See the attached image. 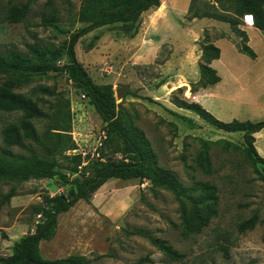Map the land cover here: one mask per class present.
<instances>
[{"label":"rangeland","instance_id":"1","mask_svg":"<svg viewBox=\"0 0 264 264\" xmlns=\"http://www.w3.org/2000/svg\"><path fill=\"white\" fill-rule=\"evenodd\" d=\"M15 5L28 6L26 16L21 21L6 20L2 12ZM85 5L86 0H0V56L9 65L68 64L72 35L103 17L98 9L83 15ZM152 11L142 14L135 37L123 35V25L118 23L84 35L74 50L96 84L113 86L116 115L147 151L148 165L170 171L187 189L189 197L183 199L186 218L182 200L172 191L147 180L111 178L89 200H79L58 216L55 236L40 242L41 255L47 260L81 256L89 264H133L144 257L151 260L147 264H264V182L255 170L263 171L264 164L254 165L249 159L247 149L251 147L244 131L229 132L176 111L174 98L195 101L197 92L191 91L193 82L188 79L198 51L181 48L178 64L170 65L164 77L161 66L174 46L163 43L171 34H159V27L144 28ZM243 18L241 28L246 26ZM181 24L185 26L186 21ZM205 35L212 39L222 32L204 30L198 44ZM176 37L180 39L179 34ZM11 78L22 79L14 91L32 98L47 115L34 121L38 133L43 135L55 124L70 126L68 131L53 132H62L76 147L52 153L26 141L33 144L38 159L54 161L57 172L67 179L59 175L25 181L0 179V195L16 191L0 211V258L11 256L15 245L35 232L41 221L35 208L44 204L46 197L69 196L77 191L76 180L85 182L101 166L136 159L66 71L0 70V84ZM21 115L18 111L0 112V132L19 123ZM234 119L247 120L241 112L233 114ZM102 132L107 139L98 146ZM254 148L258 154L263 152L261 140ZM5 149L0 133V154ZM10 150L13 158H31L24 149ZM79 152L86 155L76 159ZM254 213L259 215L256 226L242 232L241 224ZM186 219L193 223L189 232ZM198 222L202 223L200 231H196ZM150 237L173 247L181 257L172 258Z\"/></svg>","mask_w":264,"mask_h":264},{"label":"trees","instance_id":"2","mask_svg":"<svg viewBox=\"0 0 264 264\" xmlns=\"http://www.w3.org/2000/svg\"><path fill=\"white\" fill-rule=\"evenodd\" d=\"M199 2L200 6L198 7ZM160 5V0H86V5L82 10L83 15L89 11L93 12L98 9L101 10L103 17L89 23L72 35L67 49L70 62L61 67L46 61L31 65L14 62L9 65L6 58L0 56V70L3 71L11 69L35 73L66 71L77 88L82 91L83 95L95 107L108 129L123 140L128 150L136 158L135 160L105 164L98 168L94 175L85 182L76 180L77 191L72 192L69 196L61 194L55 197H46L45 203L35 208L36 214L40 215L41 218L35 232L18 242L11 256L0 258L2 264H89L85 258L75 255L55 260L44 259L39 245L41 241L51 240L55 236L58 216L61 213L67 212L81 199L89 200L93 192L111 178L123 181L132 179L147 180L154 186L172 191L178 199L182 200L181 208L186 218L187 208L183 199L189 197L187 189L181 186L177 178L170 171L161 168H151L148 165L149 156L147 151L116 115L117 104L113 86L111 84L103 86L96 84L83 64L78 61L74 50L75 44L84 35L104 26L111 27L118 23L123 25L120 29L123 35L135 37L141 27L142 14L150 10H156ZM27 9L28 6L21 8L15 5L2 13L6 20L21 21L26 16ZM245 14H252L255 18L254 26L264 32V0H191L186 18L188 20L194 18H212L230 24L232 30L242 38V41L238 44L240 52L251 58H256V53L248 45L246 31L240 27L242 25L241 19ZM225 36V33H222V37ZM199 45L202 51L199 63L201 77L198 82L191 84V91L193 93L221 81L217 70L211 66L214 60L220 58V48L212 43L208 35L203 37ZM21 83L22 79L15 80L11 78L0 84V112L10 113L18 111L22 114L19 123L5 126L0 132L3 135V142L6 144L4 153L0 154V179L25 181L49 178L56 175H59L61 179H67L64 174L57 172L54 161L38 159L33 144L26 141H32L52 153H62L66 150L74 149L76 145L70 139L66 141V136L62 132L53 131H68L71 127L55 124L54 127H49L43 135H40L34 125V121L43 119L47 115L32 98L14 91L18 86L22 85ZM178 91L183 92V89L178 88ZM172 103L179 108L195 112L202 120L220 129L229 132L244 131L246 133L245 140L249 147H251V150L247 149L249 159L253 161L254 165L258 163L264 164V157L255 152L254 148L256 142L255 134L264 129V120L253 122L250 120L240 121L234 119L230 122H224L216 118L198 102L174 98ZM180 117L184 120H189L184 116ZM11 147H18L28 151L31 154V158L20 155H17V158H13V153L10 150ZM252 151L256 153L254 156ZM74 157L81 159L80 155ZM255 170L258 173L259 179L264 182V170L260 171L258 168ZM15 195V189L0 195V211ZM258 220V213H254L241 224L240 230L245 232L254 229ZM186 224L188 225L187 231L189 232L192 229L193 223L189 224L186 219ZM197 225L196 231H200L202 223L198 222ZM150 239L154 245L172 258L178 259L181 257L173 247L165 245L163 241L152 237ZM150 262L151 260L148 257H144L133 264H147Z\"/></svg>","mask_w":264,"mask_h":264},{"label":"crops","instance_id":"3","mask_svg":"<svg viewBox=\"0 0 264 264\" xmlns=\"http://www.w3.org/2000/svg\"><path fill=\"white\" fill-rule=\"evenodd\" d=\"M160 1L159 8L150 10L152 12H149L146 17L144 28L150 30L159 27L161 28H158L159 34H171V38L167 37L163 42L174 46L171 57L161 66L165 71V73L163 72L164 77L167 76L166 70L170 65L178 64L177 54L180 53L181 48H184L185 51H198L195 58L196 66L190 65L193 74L188 79L189 82H198L201 77L199 59L202 52L197 42L204 30H219L226 36L211 39L212 43L221 50L220 58L214 60L211 66L217 70L221 81L207 88L199 89L194 95V102L200 103L214 116L221 118L224 116L226 120L233 121L231 120L233 114L240 112L247 120L253 122L264 120V32L255 26L246 25L242 28L247 33L248 45L256 53V58H251L240 52L238 44L242 38L232 30L230 24L212 18L188 20L186 16L191 0ZM183 20L186 21L185 26L181 24ZM176 34L180 35V39L176 37ZM183 85L186 83H181L180 86ZM163 87L164 85L161 90ZM174 107L176 111L184 115L190 113L193 117L198 116L193 111L179 108L176 105ZM255 138L256 147L261 140L263 152L259 153L264 156V129L256 133Z\"/></svg>","mask_w":264,"mask_h":264},{"label":"built area","instance_id":"4","mask_svg":"<svg viewBox=\"0 0 264 264\" xmlns=\"http://www.w3.org/2000/svg\"><path fill=\"white\" fill-rule=\"evenodd\" d=\"M243 21L244 23L247 25V26H254L255 25V18L252 14H245L244 15V18H243ZM195 98V97H193ZM104 139H107V134L105 132H102V134L100 135V138H99V144L98 146H102V141ZM75 152L77 151V149L74 150ZM80 153V154H79ZM78 155H86V152H79Z\"/></svg>","mask_w":264,"mask_h":264},{"label":"water","instance_id":"5","mask_svg":"<svg viewBox=\"0 0 264 264\" xmlns=\"http://www.w3.org/2000/svg\"><path fill=\"white\" fill-rule=\"evenodd\" d=\"M116 95H117V97H118V98H120V97H121V95L119 94V92H118V91H117Z\"/></svg>","mask_w":264,"mask_h":264}]
</instances>
